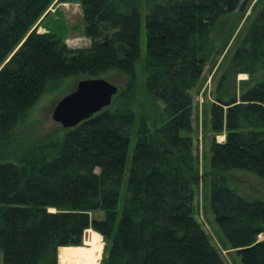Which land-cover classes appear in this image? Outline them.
<instances>
[{"label": "trees", "instance_id": "obj_1", "mask_svg": "<svg viewBox=\"0 0 264 264\" xmlns=\"http://www.w3.org/2000/svg\"><path fill=\"white\" fill-rule=\"evenodd\" d=\"M54 0H0L1 264H57L59 247L102 235L101 264H224L194 217V89L221 53L213 34L242 0H57L83 11L88 48L34 26ZM145 91L163 103L151 130L142 114L121 209L117 205L139 89L141 6ZM6 61V62H5ZM128 77L110 105L62 134H26L30 111L70 75ZM244 76L240 78V76ZM208 124L210 208L241 264H264V199L245 198L227 174L264 179V7L218 76ZM96 210L103 212L97 219Z\"/></svg>", "mask_w": 264, "mask_h": 264}, {"label": "rangeland", "instance_id": "obj_2", "mask_svg": "<svg viewBox=\"0 0 264 264\" xmlns=\"http://www.w3.org/2000/svg\"><path fill=\"white\" fill-rule=\"evenodd\" d=\"M263 7L264 0H242L240 9L222 19V30L218 34H213L218 47L222 48L221 53L214 57L213 62L210 61L204 66L199 84L191 91L193 96L192 129L187 134L192 139V151L198 161L195 172L191 174L194 187V217L206 233L209 241L217 249L224 264H241V262L235 250L226 244L224 234L215 223L210 208V146L213 140L216 142L223 141L225 135L224 133H214L210 130L208 111L210 104L213 102V93L219 74L228 63L233 50L253 22L255 15ZM140 10V57L136 62L139 84L136 95V119L128 145L123 184L117 205L118 211L121 209L124 198L130 159L137 139L139 117L143 114L146 118L147 126L153 130L159 125L158 113L163 105L161 101L153 99L144 88L146 77L143 69V60L146 54L144 2ZM34 28H36L37 33L51 32L56 34L71 49L88 48L90 46V39L84 33L83 11L80 3L75 1L58 2L54 0L29 32ZM243 77L242 75L240 76V78ZM84 78L89 77L86 75H70L66 77L59 88L44 96L39 103L34 105L30 111L31 115L29 118L31 122L25 127L26 134L28 136L31 135L38 142H42L48 137L62 134L67 128L62 127L60 123L52 119V110L58 100L65 94L72 92L77 82ZM103 78L116 85L118 91L125 89L128 80L127 75L121 71H113L107 76H103ZM227 179L229 185L241 196L264 199V179L241 170L230 171L227 174ZM91 216L100 219L103 217V212L96 210L91 213ZM88 230L98 234L91 228L86 229L83 232L81 244H83L84 235ZM98 235L101 237L103 251L105 242L102 235ZM263 238L264 234L258 236V240ZM102 251L98 264H101ZM57 263L61 264L58 260V252Z\"/></svg>", "mask_w": 264, "mask_h": 264}, {"label": "water", "instance_id": "obj_3", "mask_svg": "<svg viewBox=\"0 0 264 264\" xmlns=\"http://www.w3.org/2000/svg\"><path fill=\"white\" fill-rule=\"evenodd\" d=\"M118 88L102 77L77 82L75 89L61 97L52 110V119L64 128H72L110 105Z\"/></svg>", "mask_w": 264, "mask_h": 264}, {"label": "bare ground", "instance_id": "obj_4", "mask_svg": "<svg viewBox=\"0 0 264 264\" xmlns=\"http://www.w3.org/2000/svg\"><path fill=\"white\" fill-rule=\"evenodd\" d=\"M99 234V233H98ZM88 230L83 238V244L58 248V260L61 264H98L101 251V237Z\"/></svg>", "mask_w": 264, "mask_h": 264}, {"label": "crops", "instance_id": "obj_5", "mask_svg": "<svg viewBox=\"0 0 264 264\" xmlns=\"http://www.w3.org/2000/svg\"><path fill=\"white\" fill-rule=\"evenodd\" d=\"M0 264H1V255H0Z\"/></svg>", "mask_w": 264, "mask_h": 264}, {"label": "flooded vegetation", "instance_id": "obj_6", "mask_svg": "<svg viewBox=\"0 0 264 264\" xmlns=\"http://www.w3.org/2000/svg\"><path fill=\"white\" fill-rule=\"evenodd\" d=\"M57 264H59V263H57ZM66 264H68V263H66Z\"/></svg>", "mask_w": 264, "mask_h": 264}]
</instances>
